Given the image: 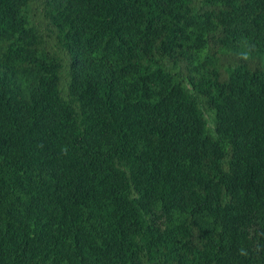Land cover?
I'll list each match as a JSON object with an SVG mask.
<instances>
[{"label": "trees", "instance_id": "obj_1", "mask_svg": "<svg viewBox=\"0 0 264 264\" xmlns=\"http://www.w3.org/2000/svg\"><path fill=\"white\" fill-rule=\"evenodd\" d=\"M0 264H264V0H0Z\"/></svg>", "mask_w": 264, "mask_h": 264}]
</instances>
